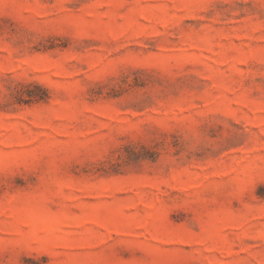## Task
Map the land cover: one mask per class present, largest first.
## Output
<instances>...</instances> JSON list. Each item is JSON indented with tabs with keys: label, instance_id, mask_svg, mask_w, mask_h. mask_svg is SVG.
<instances>
[{
	"label": "rangeland",
	"instance_id": "obj_1",
	"mask_svg": "<svg viewBox=\"0 0 264 264\" xmlns=\"http://www.w3.org/2000/svg\"><path fill=\"white\" fill-rule=\"evenodd\" d=\"M0 264H264V0H0Z\"/></svg>",
	"mask_w": 264,
	"mask_h": 264
}]
</instances>
